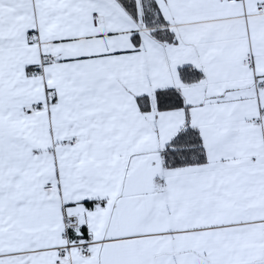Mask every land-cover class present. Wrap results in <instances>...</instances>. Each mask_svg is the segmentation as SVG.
<instances>
[{"label": "snow or ice", "instance_id": "1", "mask_svg": "<svg viewBox=\"0 0 264 264\" xmlns=\"http://www.w3.org/2000/svg\"><path fill=\"white\" fill-rule=\"evenodd\" d=\"M0 264H264V0H0Z\"/></svg>", "mask_w": 264, "mask_h": 264}]
</instances>
